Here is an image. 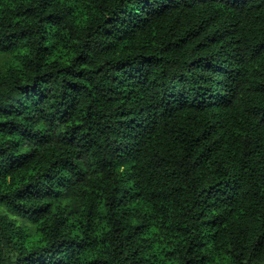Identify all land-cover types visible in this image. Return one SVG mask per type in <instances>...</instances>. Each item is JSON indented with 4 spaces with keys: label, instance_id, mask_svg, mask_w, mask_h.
Here are the masks:
<instances>
[{
    "label": "trees",
    "instance_id": "16d2710c",
    "mask_svg": "<svg viewBox=\"0 0 264 264\" xmlns=\"http://www.w3.org/2000/svg\"><path fill=\"white\" fill-rule=\"evenodd\" d=\"M0 264H264V0H0Z\"/></svg>",
    "mask_w": 264,
    "mask_h": 264
}]
</instances>
